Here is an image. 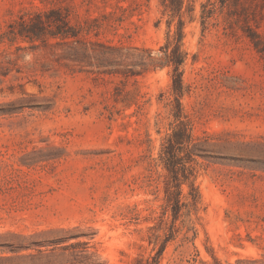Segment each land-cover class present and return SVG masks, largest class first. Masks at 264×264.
I'll return each mask as SVG.
<instances>
[{
    "label": "rangeland",
    "instance_id": "374dc122",
    "mask_svg": "<svg viewBox=\"0 0 264 264\" xmlns=\"http://www.w3.org/2000/svg\"><path fill=\"white\" fill-rule=\"evenodd\" d=\"M204 2L185 16L182 98L206 150L201 203L174 223L159 160L175 120L168 69L71 71L9 36L22 14L58 9L93 40L158 49L161 0H0V264H145L165 243L161 264H264V55L247 36L264 32V9L240 0L204 26Z\"/></svg>",
    "mask_w": 264,
    "mask_h": 264
},
{
    "label": "trees",
    "instance_id": "16d2710c",
    "mask_svg": "<svg viewBox=\"0 0 264 264\" xmlns=\"http://www.w3.org/2000/svg\"><path fill=\"white\" fill-rule=\"evenodd\" d=\"M246 1L264 9V0ZM161 5L163 13L168 15L169 19L165 42L158 49L93 40L83 35L88 28L73 25L68 15L58 9H39L22 14L19 21L10 26L9 36L20 37L33 44L38 42L39 44H35L32 48L44 47L61 66L71 71L76 68L79 71L90 68L97 69L102 74L131 79L168 69L171 77L170 89L174 99L171 103V114L175 120L163 140L159 160L170 176L164 185L163 217L171 212L175 223L181 216L183 208H188L190 213H197L199 209L201 193L195 183L197 157L205 156L206 150L201 145L202 138L194 135V121L186 113L182 102L188 91L185 83V66L189 59V52L184 45L185 16L189 15L193 18L196 6L194 0H161ZM231 5L239 7L240 0H206L201 4L203 25L205 26L209 19L215 17L218 10L223 11ZM242 8V12L246 11V8ZM247 36L253 47L264 55V32L249 28ZM119 102V99L115 98V103ZM122 102L126 104L125 101ZM114 109H116L115 105L106 106V110L110 112V119ZM181 153H184V156ZM153 161L156 163L157 160L153 159ZM184 185L189 187L187 193H184ZM175 226L174 224L173 234L177 231ZM168 238L170 237H167L165 242H168ZM165 244L160 247L157 256L146 258L145 264H161L160 259Z\"/></svg>",
    "mask_w": 264,
    "mask_h": 264
}]
</instances>
